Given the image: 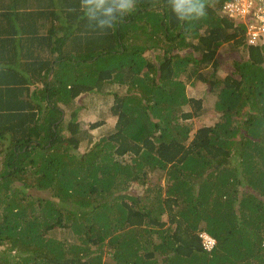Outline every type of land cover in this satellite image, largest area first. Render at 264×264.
Wrapping results in <instances>:
<instances>
[{
    "label": "trees",
    "instance_id": "16d2710c",
    "mask_svg": "<svg viewBox=\"0 0 264 264\" xmlns=\"http://www.w3.org/2000/svg\"><path fill=\"white\" fill-rule=\"evenodd\" d=\"M226 1L193 0L195 11L177 13L174 0H132L122 16L95 19L86 11L34 12L51 26L60 21L63 57L45 42L32 58L25 48L32 37L8 44L16 30L9 14L0 54L59 61L64 79L43 89L44 110L28 102L4 109L15 111L5 115L17 126L6 155L13 179L0 187V247L9 245L0 264H12L8 251L20 254L16 264H264V48L249 46L243 25L222 14ZM76 20L97 27L81 39ZM137 30L149 44L135 47ZM224 45L233 60L220 67ZM202 82L220 119L194 130L206 109L187 87ZM93 92L91 102L108 103L105 113L117 118L95 143L75 102ZM84 144L93 145L76 153ZM154 173L164 184L150 182ZM52 229L76 238L48 237ZM204 232L217 241L211 252Z\"/></svg>",
    "mask_w": 264,
    "mask_h": 264
},
{
    "label": "crops",
    "instance_id": "0c3cea01",
    "mask_svg": "<svg viewBox=\"0 0 264 264\" xmlns=\"http://www.w3.org/2000/svg\"><path fill=\"white\" fill-rule=\"evenodd\" d=\"M36 5H41V7L37 8ZM90 7L91 6L87 5L85 0H0V18L2 14L8 16V18L0 19V26L7 25L8 28H11L12 24L16 28L14 33L7 36L9 38L8 44L16 42L21 43L24 39H30V37L37 39L34 41V44L30 43L25 47L28 48V52H32V58H36L37 54H40V50L44 48V46L47 48L46 43H49L50 48L55 50V54H64L61 55V57H63L66 53V34L63 28H61L60 21H53L54 24L51 26L48 20L47 22L46 20H39L34 12L36 13L38 10H42V12L52 11L60 13L61 11L66 12L68 10H73L74 12L82 13L83 11L87 12ZM9 14L12 16L11 24L9 23ZM96 16L104 18V15L99 12L96 13ZM72 21H74V19ZM76 22L78 23L76 24ZM42 23L46 25L44 28L41 27ZM125 23L127 24L126 21ZM100 24L99 21L98 25ZM74 27L77 29L78 34L82 36L81 39H83L87 31L90 32L89 34H92L91 29L97 27V21L91 23L89 20H76ZM49 30L51 32H49ZM73 33L74 31L72 34ZM36 34L41 38L38 39L33 37ZM137 35L138 39L135 40L137 44H149L146 42V35H142L141 31L137 30ZM39 40L41 41L39 42ZM22 55L23 54H0V59L5 58L4 62L0 65V187L7 180L10 181L13 179V177L10 176L11 168L7 166L6 155L9 154L13 148L11 142L15 136L12 135V131H16L14 129L17 126V117L13 116L11 119L5 115L13 112L15 113V111H4V109L17 108L19 103L27 104L28 102L30 105L29 109L35 110L36 112L37 108L44 110L48 103L45 99H47L48 96H43V89L50 83L57 86L60 80L64 79V75L60 72L61 68L59 66V61L51 66L43 64V62H34L36 64H33L31 61L35 59L25 60L21 58ZM6 58L11 67L6 64ZM2 74L10 76V80L1 81V79H3ZM77 74L78 72L75 73V75ZM75 75L73 74V76ZM68 84L72 85L69 81ZM81 97L82 95H80L75 102L77 104L80 103L82 106ZM57 104V106L61 108L64 107L62 102ZM13 150L15 151V149ZM9 185L14 187L16 183L13 182Z\"/></svg>",
    "mask_w": 264,
    "mask_h": 264
},
{
    "label": "rangeland",
    "instance_id": "374dc122",
    "mask_svg": "<svg viewBox=\"0 0 264 264\" xmlns=\"http://www.w3.org/2000/svg\"><path fill=\"white\" fill-rule=\"evenodd\" d=\"M134 45L135 47L136 46L143 47V44H137V42H135ZM229 51H230V48L226 45L222 46L219 49L217 56L219 57V60H220V67H223L225 65V62L227 63L232 62L233 56L232 54H230ZM93 54H96L97 56L100 55L101 59H105L107 57L105 56V54H101L99 52H95ZM181 55L186 56L187 54H181ZM211 73L212 71L205 72V74H208V75H210ZM222 74H223V71L221 70L219 71V75L217 76H222ZM209 93H210L209 86L203 82L195 90L191 86L187 87V95L191 98L195 97L197 99L203 100V108L206 109V111L204 112L202 116L198 117L197 119H194L191 122L194 130H196L198 127L202 125H207V126L214 125L220 119V116L214 110L215 103H216L215 97L213 95H209ZM96 96L97 94L93 92L91 94H83L81 97L82 98L81 99V104H82L81 127L83 129L89 130L90 134L93 136V143L98 142L99 139L102 138V136L112 131L117 121L116 117L108 116L105 113V111L108 108V103L105 106H101L97 100H95L94 103L91 102L94 100ZM96 123H98L100 127L90 130V126ZM92 145L93 144H84L81 147V149L76 153H79V154L86 153ZM159 177L160 176L157 175L156 173L150 175V182L153 184H156L158 182H161L162 184H164V179H158ZM131 192L134 194H139L142 192V187L132 186ZM13 196L15 197V193H13ZM33 202H34L33 208H36V211L33 210V213L36 212L37 214H40V210H39L40 204L36 202V199H34ZM1 215H2V211L0 209V219H1ZM68 233L65 230L52 229L49 231L48 237L50 236L56 239L68 240L69 242L74 241L76 237L71 232L69 234ZM8 247L9 245H3L2 247H0V250H5ZM7 255L9 256H6L7 258L6 257L4 258L11 260L12 264L18 263L17 260L20 257V254L17 251H13L10 253L8 251Z\"/></svg>",
    "mask_w": 264,
    "mask_h": 264
},
{
    "label": "built area",
    "instance_id": "2783aa9c",
    "mask_svg": "<svg viewBox=\"0 0 264 264\" xmlns=\"http://www.w3.org/2000/svg\"><path fill=\"white\" fill-rule=\"evenodd\" d=\"M224 16L240 22L245 29L249 46L264 48V0H228L222 6ZM203 249L211 252L217 241L207 233H201Z\"/></svg>",
    "mask_w": 264,
    "mask_h": 264
},
{
    "label": "clouds",
    "instance_id": "9594fccd",
    "mask_svg": "<svg viewBox=\"0 0 264 264\" xmlns=\"http://www.w3.org/2000/svg\"><path fill=\"white\" fill-rule=\"evenodd\" d=\"M87 5L91 6L86 12L90 19L96 18V13L99 12L104 16L111 17L113 13H118L120 16L133 9L132 0H85ZM175 12L180 13L183 11L192 12L196 8L193 5V0H174ZM101 25L105 21H100Z\"/></svg>",
    "mask_w": 264,
    "mask_h": 264
}]
</instances>
